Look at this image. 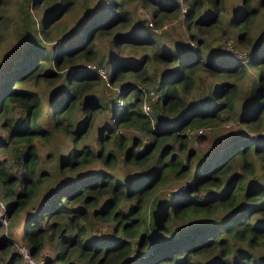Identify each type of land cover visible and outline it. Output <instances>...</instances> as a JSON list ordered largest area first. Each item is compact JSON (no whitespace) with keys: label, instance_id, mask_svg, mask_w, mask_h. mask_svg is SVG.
Here are the masks:
<instances>
[{"label":"trees","instance_id":"1","mask_svg":"<svg viewBox=\"0 0 264 264\" xmlns=\"http://www.w3.org/2000/svg\"><path fill=\"white\" fill-rule=\"evenodd\" d=\"M82 1L31 0V8L20 4V24L13 28L18 44L0 62V150L9 149L11 154L10 159L0 158V196L9 200L8 217L28 207L40 178L51 175L37 166L35 138L47 141L51 134H62L70 140L58 158L55 186L25 219L21 238L30 254L38 257L53 249L52 256L44 257L45 264H264V254L256 258V249L264 248V134L248 133L255 130L252 124L264 121V36L248 50L253 38L250 27L258 12L254 0H240L230 17L231 25L241 29L237 39L247 47L245 62L219 54L204 58L199 38L193 37L198 48L184 42L172 49L160 45L145 26L147 22L158 26L176 15L182 9L179 0H140L150 20L138 21L129 18L124 8L129 0H100L101 5L82 16L68 38L50 50L47 44L64 28L61 18ZM181 1L186 4L187 26H212L223 2ZM258 5L264 7V0ZM203 6L205 10L199 12ZM34 9L42 11L39 21ZM106 32L113 34L114 47L123 43L156 47L161 61L172 64V69L167 66L154 74L160 97L153 115L140 106L138 82L147 79L146 55L131 59L113 52L98 59L95 39ZM88 61L106 62L111 82L132 77L108 106L113 127L106 124L99 129L98 150L85 140L92 117L102 107L95 95H85L92 81L101 79L94 70L78 68V62ZM198 68L221 78L239 76L247 68L256 70V75L247 94L248 106L239 116L247 130L227 136L219 151L204 154L191 172L196 153L189 151L182 160L180 153L173 152L175 145L177 152L187 148L182 130L220 118L233 109L237 93L236 82L222 80L216 87L210 85L206 97L187 102L181 93L191 92ZM56 79L61 83L50 100V124L44 125L40 97L29 83ZM130 92L132 97L126 99ZM10 109L16 114H8ZM76 109L81 117H76ZM130 130L137 132L131 139ZM144 135L149 140L141 148ZM119 158L126 165L146 169L135 178L123 179L109 171L83 169L97 159L111 163ZM182 173L192 177L185 182L183 195L175 199L152 195L164 180ZM247 175L252 182L245 186ZM218 212L222 216L215 218ZM100 223L110 227L107 236L92 235ZM21 262L13 240L0 237V264Z\"/></svg>","mask_w":264,"mask_h":264},{"label":"rangeland","instance_id":"2","mask_svg":"<svg viewBox=\"0 0 264 264\" xmlns=\"http://www.w3.org/2000/svg\"><path fill=\"white\" fill-rule=\"evenodd\" d=\"M102 1V0H101ZM100 0H83L84 4H77L70 12L64 14L61 20L64 24V28L55 34V40L49 42L47 44L48 48L51 50L55 47L58 41L66 40L68 35H70L71 31H74L78 27V23L82 20V16L88 14L97 7V5H101ZM181 2V11H179L176 15L171 17H166L163 19L158 26L153 27V24L147 22V27L152 35L157 37L159 44H163L168 48H177L182 45V42L189 43V45H193L194 47H199L196 44V40L193 39H203L201 44V52L204 58L213 59L218 56H223L224 58H240L244 59L245 52H247L245 48L238 44L237 36L241 32V29L238 27H234L231 25L230 17L235 12V5L239 4L240 0H223L221 3V11L219 12L218 19L213 23L212 26H206L204 24L200 25H188L186 24L183 18V12L186 9V4ZM259 0L253 1V6L258 7V12L254 16V20L250 27V33L252 35L251 44L249 45L248 50L253 47L254 43L258 41V39L264 36V7H259ZM2 3V9L0 10V62L5 55L8 53L11 54L13 48L16 44H18V40L15 38L14 26L17 24L19 26L21 15L19 13L20 4H23L31 8V0H0ZM124 8L129 11L128 17L133 20H150L149 10L140 3V0H129L124 4ZM205 10V6L200 11ZM42 11H36L35 9L32 11L34 18L39 21L40 16L42 15ZM206 11L203 12L205 14ZM198 15V14H197ZM195 15V17H197ZM193 17V20L195 19ZM114 34L115 31H112ZM111 32H106L105 34L99 36L95 39L96 42V50L98 53V59H104L108 54L118 53L119 55L125 56L131 59H139L142 58L143 55H146V59L144 60V73L147 77L146 81L139 83L138 86L142 88L141 91V109L147 113L154 114L156 107L157 97H160V93L156 90V84L154 83V74L157 72L163 71L164 68L171 67L172 64L162 62L161 56L159 57L156 52V47H149L143 45H130L123 43L118 47H114L111 45ZM73 35V34H72ZM76 35L73 36L75 38ZM56 41V42H55ZM238 44V46H237ZM216 54H219L218 56ZM245 62V59L243 60ZM80 63V64H79ZM90 64L92 67H103L105 70L106 79L99 78L95 81H92L90 90L85 94L86 96L95 95L99 99V103H102V107L99 108L96 114L91 119V124L87 130V134L85 140L90 142L95 149L98 150L96 144V136L98 134L99 129L106 125L108 127H113V121L109 118L108 106L114 100L113 97L117 95L120 91L121 85L127 81L129 78H121L116 79L114 81H110V66L108 67L107 63H103L101 65H97L96 62L88 61V62H78V68H87L86 64ZM58 72H62V69H57L52 66ZM67 70V69H64ZM256 75V70L253 68H247L246 72L239 73V76H222L221 77H213L209 75L204 69L198 68L195 76H194V85L189 94L185 95V93H181L187 102H192L195 99L206 97L211 89L210 85L217 86L220 81H234L237 85V93L234 99L233 109L228 112L221 113L220 118L213 119L212 122L206 126L200 127H187L182 130V133L187 135L188 145L185 151L177 152V145L173 148L174 153H180L181 159L184 160L185 155L189 151H194L195 157L193 158L192 164L193 169L191 172L197 168L199 160L204 156V154L209 155L215 153V151H219L220 146L223 144L227 136L230 134H235L239 129L243 128L247 130L246 126L240 124V114L245 107L248 106L247 102L249 101V96H247L249 92V87L251 86L252 80ZM119 80V81H118ZM59 80H50L47 82H38L36 84H32L31 88L37 90L38 95L40 97V121L44 125H49V116L51 113L50 100L53 95L59 90L58 85H60ZM213 88V87H212ZM132 92H130L126 99L132 97ZM119 101V100H118ZM121 103V101H119ZM145 103V104H143ZM107 105V107H106ZM144 105L147 108H144ZM153 105L155 107L153 108ZM251 106V104H250ZM146 109V110H145ZM8 111V114L15 113L14 111ZM76 117H81L83 114L80 110H75ZM254 131L250 130L248 133L252 137H258L264 134V121H262L261 125L258 123L252 124ZM137 132L131 131L129 133L130 139L133 136H136ZM129 139V141H130ZM148 138L144 135L142 137V145L141 148L148 143ZM36 143V151L38 154V168L40 170L48 171L50 170L51 175L43 176L40 178V184L34 190V197L32 198L28 207L24 210H21L17 213H13L11 217H7V213L5 212L6 204L8 203V199H2L0 196V237L5 236L9 237L14 242L15 250L25 245L22 241V232L24 228V222L28 215L33 213L32 207L38 205L43 200L44 195L48 193V191L55 186L57 175V163L60 155H63L65 149L70 146V140L68 137L64 135H53L51 134L49 140H39L35 138ZM140 148V149H141ZM7 157L11 158V154L9 149L1 151L0 150V158ZM254 157V156H251ZM182 163L186 165V161ZM238 168V166H237ZM85 172H91L95 170H104L109 171L110 173L115 175L120 179H123L124 176L133 177L138 176L141 172H143L146 168L144 166L133 167L126 165L122 158H119L117 161H113L111 163H104L102 160H94L85 168H83ZM245 175V174H244ZM258 179H262L261 175H257ZM192 177L189 173H182L179 176H174L173 178H167L163 181L161 185H159L153 192L152 195H158L159 197H173L177 198V195H183L182 193L185 190V182L191 181ZM246 185L252 182L250 176H246ZM17 189V187H16ZM1 195V194H0ZM6 213V214H5ZM222 212H218L214 217L217 218L221 215ZM222 216V215H221ZM3 217L5 220H3ZM5 221V222H4ZM99 230H95L92 234L93 236H107L110 227L100 223ZM26 246V245H25ZM256 258L262 259L261 256L264 254V248L256 249ZM19 252V251H18ZM20 253V252H19ZM21 255V254H20ZM52 256L53 249L48 248L41 253V256L35 257L40 259L45 256ZM22 257V255H21ZM45 259V258H44ZM21 264H25L24 258H22ZM45 264V261H44Z\"/></svg>","mask_w":264,"mask_h":264},{"label":"built area","instance_id":"3","mask_svg":"<svg viewBox=\"0 0 264 264\" xmlns=\"http://www.w3.org/2000/svg\"><path fill=\"white\" fill-rule=\"evenodd\" d=\"M86 67L87 69H90V70H94L98 75L101 76V78H104L106 79V75H105V69L101 66L99 67H92L90 64H86ZM141 88V87H140ZM142 90V88H141ZM145 104V103H143ZM147 108V106L144 105V108ZM146 110V109H145ZM5 212H6V209H5ZM6 214V213H5ZM8 217V216H7ZM3 220L4 217H3ZM5 222V221H4ZM18 251L20 252V254L22 255V258H24V261H25V264H44V257L40 258V259H37L35 257H33L30 252H29V249L27 246L25 245H22L21 247L18 248Z\"/></svg>","mask_w":264,"mask_h":264},{"label":"water","instance_id":"4","mask_svg":"<svg viewBox=\"0 0 264 264\" xmlns=\"http://www.w3.org/2000/svg\"><path fill=\"white\" fill-rule=\"evenodd\" d=\"M8 216H9V214H8Z\"/></svg>","mask_w":264,"mask_h":264}]
</instances>
